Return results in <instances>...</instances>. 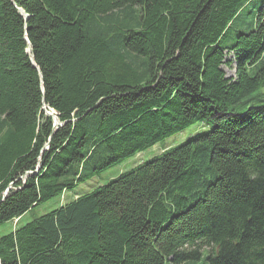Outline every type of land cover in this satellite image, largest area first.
I'll return each mask as SVG.
<instances>
[{
	"label": "trees",
	"instance_id": "16d2710c",
	"mask_svg": "<svg viewBox=\"0 0 264 264\" xmlns=\"http://www.w3.org/2000/svg\"><path fill=\"white\" fill-rule=\"evenodd\" d=\"M263 87L264 0H0V224L209 126L0 235V264H264Z\"/></svg>",
	"mask_w": 264,
	"mask_h": 264
},
{
	"label": "rangeland",
	"instance_id": "374dc122",
	"mask_svg": "<svg viewBox=\"0 0 264 264\" xmlns=\"http://www.w3.org/2000/svg\"><path fill=\"white\" fill-rule=\"evenodd\" d=\"M252 6V3H249L245 9L251 10ZM235 30L236 27L235 25H233L232 28L227 32V34L221 39L220 44L223 46H229V44L233 42ZM227 57L229 58L230 56ZM223 68L226 71L227 75L234 74V64L230 68L226 66H223ZM260 91L264 93V87L260 88ZM208 129L209 126L207 124L199 121L187 126L183 130L156 142L154 145L146 148L145 150L127 157L118 164L99 172L84 183L79 184L71 190L65 191L61 196L52 197L49 200L42 202L37 206H34L29 211H27L20 220H13V222L10 220L8 222L1 223L0 235L10 232L17 225L29 222L35 217L58 208L59 206L73 200L75 197L80 196L99 185L107 183L109 180L116 178L119 174L130 170L134 166L158 156L163 150L174 147L187 138L197 133L207 131ZM206 253L207 251H204V255ZM198 264H206V262H203L202 260Z\"/></svg>",
	"mask_w": 264,
	"mask_h": 264
},
{
	"label": "water",
	"instance_id": "95a60500",
	"mask_svg": "<svg viewBox=\"0 0 264 264\" xmlns=\"http://www.w3.org/2000/svg\"><path fill=\"white\" fill-rule=\"evenodd\" d=\"M47 113L49 115H51V112L47 111ZM53 117H54V126H57V124L59 123L57 117L53 114ZM26 174H30V172H27Z\"/></svg>",
	"mask_w": 264,
	"mask_h": 264
},
{
	"label": "built area",
	"instance_id": "2783aa9c",
	"mask_svg": "<svg viewBox=\"0 0 264 264\" xmlns=\"http://www.w3.org/2000/svg\"><path fill=\"white\" fill-rule=\"evenodd\" d=\"M14 220H17V219H14Z\"/></svg>",
	"mask_w": 264,
	"mask_h": 264
}]
</instances>
